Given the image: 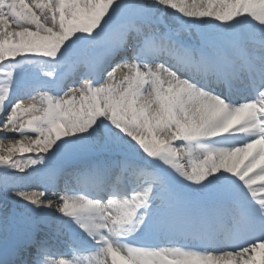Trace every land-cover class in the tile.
<instances>
[{
	"label": "snow or ice",
	"instance_id": "1",
	"mask_svg": "<svg viewBox=\"0 0 264 264\" xmlns=\"http://www.w3.org/2000/svg\"><path fill=\"white\" fill-rule=\"evenodd\" d=\"M0 132V264H264V0H0Z\"/></svg>",
	"mask_w": 264,
	"mask_h": 264
},
{
	"label": "bare ground",
	"instance_id": "2",
	"mask_svg": "<svg viewBox=\"0 0 264 264\" xmlns=\"http://www.w3.org/2000/svg\"><path fill=\"white\" fill-rule=\"evenodd\" d=\"M119 75V73H118ZM0 137H9V138H19V137H15V135L13 133H8V132H0ZM5 145L8 143V140H5ZM6 148L2 145H0V155H4L6 154Z\"/></svg>",
	"mask_w": 264,
	"mask_h": 264
}]
</instances>
